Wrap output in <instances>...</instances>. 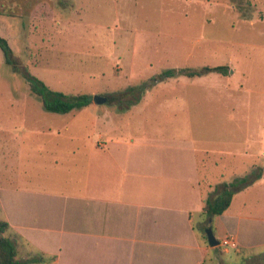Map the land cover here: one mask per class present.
<instances>
[{"label":"rangeland","instance_id":"374dc122","mask_svg":"<svg viewBox=\"0 0 264 264\" xmlns=\"http://www.w3.org/2000/svg\"><path fill=\"white\" fill-rule=\"evenodd\" d=\"M27 5L25 0H0L5 13L0 15L21 18L24 35L14 34L12 56L51 90L106 97L99 111L111 119L96 129L122 134L149 130L167 139L160 141L167 146L197 150V156L208 151L218 162L213 168L205 165L198 177L208 173L230 182L254 166L263 173L264 136L256 134H264V0H53L49 6L54 11L45 4L34 22ZM39 19L46 21L54 41L41 35L45 30ZM67 35L70 41L60 40ZM218 65L226 66V72L185 74ZM168 69L175 70L170 77L154 79ZM114 99L132 106L119 117L110 110ZM143 100L150 101L142 105ZM44 114L50 112L6 65L0 49V140L13 133L25 145L55 144L53 137L29 133L37 124L59 122ZM67 116L69 127L80 131L93 117L83 109ZM7 128L11 133L1 132ZM19 147L11 148L10 157L18 160V169L26 161L18 158ZM254 196L261 197L259 188L249 197ZM238 200L233 208L240 210ZM227 236L237 242L230 235L220 239Z\"/></svg>","mask_w":264,"mask_h":264},{"label":"crops","instance_id":"0c3cea01","mask_svg":"<svg viewBox=\"0 0 264 264\" xmlns=\"http://www.w3.org/2000/svg\"><path fill=\"white\" fill-rule=\"evenodd\" d=\"M25 1L30 5V22L45 4L54 11L49 6L53 0ZM20 20L0 15V36L10 48L14 34L24 35ZM37 22L45 30L41 35L54 41L46 21ZM14 27L16 33L10 29ZM61 38L70 41L72 36ZM115 100L110 110L121 117L132 104ZM148 101L143 100L142 105ZM104 102L92 100L81 108L93 115L85 131L69 127L70 111H47L50 114L44 115L59 122L37 124L29 133L53 137V145L41 141L25 145L23 138L11 133L12 128L1 130L11 135L0 140V217L9 224L7 235L15 240L19 257L38 258L33 264H264V167L258 178L251 177L234 193L222 214L207 219L205 201L214 198L227 182L219 175L208 177V173L198 177L197 171L207 164L213 168L217 159L208 151L197 156V150L167 146L160 142L165 138L154 137L156 133L149 130L122 134L96 129V124L105 126L111 119L99 111ZM57 137L71 142L62 143ZM18 144L17 156L26 160L19 169L17 159L10 161L11 148ZM253 169L260 168L254 166L249 171ZM257 188L261 197L251 199ZM237 199L240 210L233 208ZM207 227L219 243L230 235L238 247L209 245L204 237Z\"/></svg>","mask_w":264,"mask_h":264},{"label":"trees","instance_id":"16d2710c","mask_svg":"<svg viewBox=\"0 0 264 264\" xmlns=\"http://www.w3.org/2000/svg\"><path fill=\"white\" fill-rule=\"evenodd\" d=\"M1 14H5L3 11ZM0 49L4 55V62L9 65L14 72L21 76L28 84L31 93L41 99L43 107L47 111L56 113H66L74 109H81L92 102V98L86 94L66 95L60 91L49 89L44 82L36 76L30 74L26 68H21L16 59L12 56V50L7 40L0 36ZM226 66L218 65L214 67L205 66L199 71H186V75L193 77L208 72L224 73ZM175 70H165L158 74L155 80L170 77ZM257 169H253L242 178H234L230 182L224 183L214 198L207 199L203 206V212L207 219H212L216 215L222 214L230 205L232 197L236 191L243 187V184L252 177L259 176ZM242 184V185H241ZM209 226L211 222L207 223ZM9 224L6 220L0 218V264H33L39 261L36 257L21 258L18 256V250L14 239L6 233ZM204 237L206 235L204 234Z\"/></svg>","mask_w":264,"mask_h":264},{"label":"water","instance_id":"95a60500","mask_svg":"<svg viewBox=\"0 0 264 264\" xmlns=\"http://www.w3.org/2000/svg\"><path fill=\"white\" fill-rule=\"evenodd\" d=\"M92 100L94 103L99 104V103L106 101V97L100 96V95H94ZM205 233H206V237H207L209 245L215 246L219 244V241L217 238H215L211 227H207L205 229Z\"/></svg>","mask_w":264,"mask_h":264},{"label":"built area","instance_id":"2783aa9c","mask_svg":"<svg viewBox=\"0 0 264 264\" xmlns=\"http://www.w3.org/2000/svg\"><path fill=\"white\" fill-rule=\"evenodd\" d=\"M221 244L223 246H229L232 248H236L237 247V242L234 241L233 238H230L229 236L223 238L222 240H220Z\"/></svg>","mask_w":264,"mask_h":264}]
</instances>
